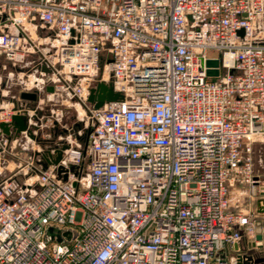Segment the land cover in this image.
<instances>
[{"label":"built area","instance_id":"1","mask_svg":"<svg viewBox=\"0 0 264 264\" xmlns=\"http://www.w3.org/2000/svg\"><path fill=\"white\" fill-rule=\"evenodd\" d=\"M263 15L264 0H0V56L41 57L92 124L61 177L27 162L0 181V264H248L238 248L261 218L229 191L264 197ZM100 82L121 99L95 109ZM23 113L0 109V125ZM18 137L0 130V156Z\"/></svg>","mask_w":264,"mask_h":264},{"label":"crops","instance_id":"2","mask_svg":"<svg viewBox=\"0 0 264 264\" xmlns=\"http://www.w3.org/2000/svg\"><path fill=\"white\" fill-rule=\"evenodd\" d=\"M257 30L260 36L264 38V15L257 21ZM42 35L43 33H40V36ZM49 48L48 44L46 45V41H44V52L50 53ZM7 63L13 65L16 71L0 72V109L23 106L25 108L24 112L28 113L29 125L33 126L31 130L35 137L32 138L28 132H24L18 138L13 139L7 153L1 154L0 181L8 175L19 171L27 162H33L44 170V156L47 155V152L44 154V149H40V146H44V121L48 125L52 123V119H55V124L60 125V121L64 118V112L72 108L79 111V121L84 122L87 118L85 109L77 101L67 100L62 94L54 90L48 81L49 72L38 66L42 63L41 57L30 56L23 65ZM14 87L19 89L14 91L12 90ZM24 93L36 94L37 100H23L21 96ZM46 108L51 110L50 115H44V109ZM12 134L16 136L13 131ZM4 137L7 136L4 135ZM23 138H25L26 142L24 145L19 146L21 144L20 139ZM17 180L22 183L19 178ZM253 191L255 190L253 189ZM253 214L257 215L256 206ZM259 217L261 218L260 226L264 228V216ZM240 231L243 232L241 229ZM253 241L254 238L244 237L242 242L243 253L253 255L256 252L248 249V245ZM259 262L264 264V257H261V261L255 260L253 264H259ZM248 264L251 263L248 261Z\"/></svg>","mask_w":264,"mask_h":264},{"label":"rangeland","instance_id":"3","mask_svg":"<svg viewBox=\"0 0 264 264\" xmlns=\"http://www.w3.org/2000/svg\"><path fill=\"white\" fill-rule=\"evenodd\" d=\"M1 71H5L6 73L16 71L15 67L7 63V60L3 56H0V72ZM102 75L103 72L100 78H102ZM108 80L111 82V79ZM14 88L12 89L14 91L19 89L18 87ZM45 114L50 115L51 110L49 108L44 109V115ZM78 116L79 111L72 108L69 111L64 112V118L60 121V125L55 124V119H52V123L48 125H46L44 121V146H40V149H44V154H46L47 151L52 152L56 150L57 147H64V145L66 147L77 145L83 150L86 149L87 139L92 130V124L87 123V118L84 122L79 121ZM20 141L21 144L19 146L24 145L26 142L25 138L20 139ZM252 147L254 174L260 176L264 180V139L256 140ZM9 176L11 175H8L7 177ZM18 178L23 182L27 177L20 173ZM261 197L262 194L258 188L253 191V189L249 186L237 185L229 191L231 210L237 212L244 210L245 212L252 215L257 200ZM257 221H260V219H257ZM259 264L262 263L259 262Z\"/></svg>","mask_w":264,"mask_h":264},{"label":"water","instance_id":"4","mask_svg":"<svg viewBox=\"0 0 264 264\" xmlns=\"http://www.w3.org/2000/svg\"><path fill=\"white\" fill-rule=\"evenodd\" d=\"M209 67H214L218 69L219 67V62L218 61H210L208 62ZM219 71L214 70L210 71L209 75L216 77L218 76ZM21 98L23 100H32L36 101L37 96L36 94H28L24 93L22 94ZM121 99L120 94L116 93L114 91V88L112 84L110 83H104L100 82L97 84V86L90 91V97H89V103L94 105L95 109H101L104 107L107 103H114L117 102ZM21 109H24L23 106L20 107ZM33 126L29 125V116L28 113L24 112L23 114H16L13 117V122L10 125L6 124H1L0 125V130L3 135L7 136L9 139L13 136L12 131L16 133L17 136H20L24 132H28V134L34 138L35 136L33 135V132L31 130ZM34 128H36L34 126ZM66 146L62 147L61 149L56 150V157L52 160L50 158L44 156V169H47L49 166H55L57 167L58 170V175L61 177L62 172L64 171L63 166L61 165V162L64 157V151L66 150ZM47 153L50 155L51 153L47 151ZM64 181L67 180L66 177L63 178ZM256 211L258 216H264V197H261L260 199L257 200L256 203ZM58 232L54 229L49 230V234L54 235L57 234ZM249 250H254L253 255L245 254L242 252L243 248H238L239 252H241L239 255L247 259L251 264L254 263L255 260L261 261V257H264V228H262L260 225L257 227L256 232H255V238L254 241L248 245Z\"/></svg>","mask_w":264,"mask_h":264}]
</instances>
